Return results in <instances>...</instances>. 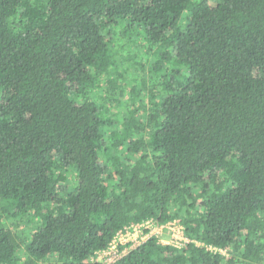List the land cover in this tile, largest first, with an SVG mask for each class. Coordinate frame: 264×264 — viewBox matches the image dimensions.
Instances as JSON below:
<instances>
[{"label": "trees", "instance_id": "trees-1", "mask_svg": "<svg viewBox=\"0 0 264 264\" xmlns=\"http://www.w3.org/2000/svg\"><path fill=\"white\" fill-rule=\"evenodd\" d=\"M149 219L112 264H264V0H0V264Z\"/></svg>", "mask_w": 264, "mask_h": 264}, {"label": "built area", "instance_id": "built-area-1", "mask_svg": "<svg viewBox=\"0 0 264 264\" xmlns=\"http://www.w3.org/2000/svg\"><path fill=\"white\" fill-rule=\"evenodd\" d=\"M151 237L158 239L162 245L177 249L183 248L190 242L185 235L183 226L177 220L160 224L149 219L124 227L113 237L104 250L96 253L95 259L104 264L115 263ZM207 249L213 253L225 254L223 250L216 247L209 246Z\"/></svg>", "mask_w": 264, "mask_h": 264}, {"label": "rangeland", "instance_id": "rangeland-1", "mask_svg": "<svg viewBox=\"0 0 264 264\" xmlns=\"http://www.w3.org/2000/svg\"><path fill=\"white\" fill-rule=\"evenodd\" d=\"M147 70H148V66H146V68H145L144 72H143V73H141L140 75H142V76H145L146 74H148Z\"/></svg>", "mask_w": 264, "mask_h": 264}]
</instances>
